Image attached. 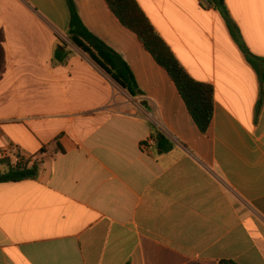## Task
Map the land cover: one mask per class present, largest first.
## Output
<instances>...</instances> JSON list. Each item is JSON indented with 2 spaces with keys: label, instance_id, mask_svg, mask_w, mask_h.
Wrapping results in <instances>:
<instances>
[{
  "label": "crops",
  "instance_id": "0c3cea01",
  "mask_svg": "<svg viewBox=\"0 0 264 264\" xmlns=\"http://www.w3.org/2000/svg\"><path fill=\"white\" fill-rule=\"evenodd\" d=\"M74 2L142 94L68 44L66 0H0V159L40 169L0 183V264H264L260 81L221 15L203 0H137L190 76L214 87L204 135L105 0ZM226 4L264 58V0ZM154 124L171 151H142Z\"/></svg>",
  "mask_w": 264,
  "mask_h": 264
},
{
  "label": "trees",
  "instance_id": "16d2710c",
  "mask_svg": "<svg viewBox=\"0 0 264 264\" xmlns=\"http://www.w3.org/2000/svg\"><path fill=\"white\" fill-rule=\"evenodd\" d=\"M70 10V25L67 41L88 55L108 76L129 96L138 97L141 90L126 61L100 38L94 35L83 23L74 0H66ZM109 10L121 24L134 33L144 48L153 56L157 64L162 67L177 88L188 112L202 134H207L214 118L215 90L207 83L193 79L184 66L177 59L170 47L152 25L137 0H105ZM204 10L217 11L226 23L231 37L239 47L248 64L257 73L260 81V97L258 111L264 105V58L254 55L247 47L241 31L233 20L227 7L226 0H203ZM66 47L65 42L63 43ZM65 51L56 52L57 59L62 62ZM152 126L150 139L157 145L160 152H169L174 144L166 138L157 126ZM12 164L9 159H0V183H18L26 180H36L40 169L37 163ZM220 264H237L234 261L223 260Z\"/></svg>",
  "mask_w": 264,
  "mask_h": 264
},
{
  "label": "built area",
  "instance_id": "2783aa9c",
  "mask_svg": "<svg viewBox=\"0 0 264 264\" xmlns=\"http://www.w3.org/2000/svg\"><path fill=\"white\" fill-rule=\"evenodd\" d=\"M156 145H157L156 141L149 138L148 140L144 141L141 144V148H142V151L147 153L150 148L155 147ZM8 155H9V152L8 151H4L1 159H7ZM26 160H28V159H25L23 157L19 158V162L20 163H25ZM31 163H32V160H31Z\"/></svg>",
  "mask_w": 264,
  "mask_h": 264
},
{
  "label": "rangeland",
  "instance_id": "374dc122",
  "mask_svg": "<svg viewBox=\"0 0 264 264\" xmlns=\"http://www.w3.org/2000/svg\"><path fill=\"white\" fill-rule=\"evenodd\" d=\"M67 42H68V44H70L73 47L74 50L82 52L80 49H78L76 46H74L70 41H67Z\"/></svg>",
  "mask_w": 264,
  "mask_h": 264
}]
</instances>
